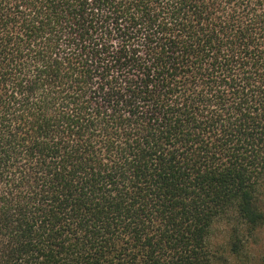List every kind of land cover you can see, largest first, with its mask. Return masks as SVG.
I'll return each instance as SVG.
<instances>
[{
	"label": "trees",
	"instance_id": "1",
	"mask_svg": "<svg viewBox=\"0 0 264 264\" xmlns=\"http://www.w3.org/2000/svg\"><path fill=\"white\" fill-rule=\"evenodd\" d=\"M263 233L264 0H0V264H264Z\"/></svg>",
	"mask_w": 264,
	"mask_h": 264
},
{
	"label": "rangeland",
	"instance_id": "2",
	"mask_svg": "<svg viewBox=\"0 0 264 264\" xmlns=\"http://www.w3.org/2000/svg\"><path fill=\"white\" fill-rule=\"evenodd\" d=\"M228 228L225 224H217L213 228L211 242L213 244L223 242L227 237ZM258 248L262 251L264 250V233L261 234Z\"/></svg>",
	"mask_w": 264,
	"mask_h": 264
}]
</instances>
